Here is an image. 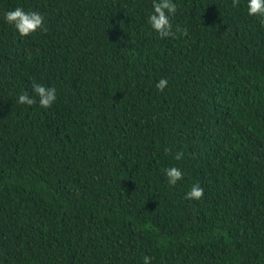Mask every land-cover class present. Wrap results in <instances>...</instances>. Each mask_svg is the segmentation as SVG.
Here are the masks:
<instances>
[{"label":"trees","instance_id":"1","mask_svg":"<svg viewBox=\"0 0 264 264\" xmlns=\"http://www.w3.org/2000/svg\"><path fill=\"white\" fill-rule=\"evenodd\" d=\"M176 3L162 37L152 0H0V264H264V18Z\"/></svg>","mask_w":264,"mask_h":264},{"label":"clouds","instance_id":"2","mask_svg":"<svg viewBox=\"0 0 264 264\" xmlns=\"http://www.w3.org/2000/svg\"><path fill=\"white\" fill-rule=\"evenodd\" d=\"M246 3L249 16L264 18V0H246ZM177 7L176 0H152V10L146 17L148 24L162 37L174 35L173 17L177 12ZM3 18L20 36L34 33L37 29L45 30L44 14L37 10H26L20 5L5 10ZM175 27L177 31L181 30L179 25ZM167 84L168 79L161 77L156 82V88L163 91ZM32 91L35 95H30L27 91H21L17 97V102L24 105L38 103L40 106L48 108L57 99V90L54 86L34 81ZM182 155L181 152H177L176 158L179 159ZM163 172L169 185H175L184 175L183 171L175 165L165 168ZM203 192V187L199 182H196L185 193V198L189 200L200 199ZM151 260L152 257L145 255L143 264H151Z\"/></svg>","mask_w":264,"mask_h":264}]
</instances>
